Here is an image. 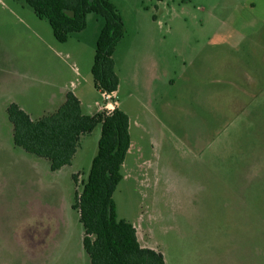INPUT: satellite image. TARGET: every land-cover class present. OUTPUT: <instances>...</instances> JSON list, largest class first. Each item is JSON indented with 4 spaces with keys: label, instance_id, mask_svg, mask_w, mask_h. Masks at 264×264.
Listing matches in <instances>:
<instances>
[{
    "label": "rangeland",
    "instance_id": "rangeland-1",
    "mask_svg": "<svg viewBox=\"0 0 264 264\" xmlns=\"http://www.w3.org/2000/svg\"><path fill=\"white\" fill-rule=\"evenodd\" d=\"M111 1L125 35L114 54L119 92L103 96L92 75L103 18L90 14L86 30L59 43L23 0H0V264L41 256L48 236L63 241L62 253L81 248L90 264L72 205L101 124L71 166L52 172L14 145L7 114L42 77L62 73L65 85H80L85 114L129 116L114 200L143 247L166 264H264V0Z\"/></svg>",
    "mask_w": 264,
    "mask_h": 264
},
{
    "label": "trees",
    "instance_id": "trees-1",
    "mask_svg": "<svg viewBox=\"0 0 264 264\" xmlns=\"http://www.w3.org/2000/svg\"><path fill=\"white\" fill-rule=\"evenodd\" d=\"M23 1L39 19L48 21L59 43H67L73 34L86 30L90 14L103 18L92 75L102 95L119 91L114 54L125 35V24L111 0ZM7 114L13 125L15 146L49 160L52 171L71 165L82 137L101 124L97 154L72 206L84 228L85 252L91 264H166L164 254L143 247L136 227L118 215L114 194L124 180L122 171L132 144L130 119L124 111L115 108L111 112L85 114L80 100L70 91L55 113L39 120L33 121L15 103L8 107Z\"/></svg>",
    "mask_w": 264,
    "mask_h": 264
},
{
    "label": "crops",
    "instance_id": "crops-1",
    "mask_svg": "<svg viewBox=\"0 0 264 264\" xmlns=\"http://www.w3.org/2000/svg\"><path fill=\"white\" fill-rule=\"evenodd\" d=\"M252 6H253V4H252ZM47 70L50 71V68L48 66H47ZM34 71L38 72L37 70H33L32 72H34ZM74 71H75V75L78 76V74H79L78 69L75 68ZM47 77H48V75H47ZM47 77L44 76L39 81H37V83L39 84L38 87L33 86V96L30 97V100L28 98V100L26 99V101H17L14 103L18 104L26 113H28V115L31 117V119L33 121H36V120H39L46 115L55 113L65 103L66 95L68 92L71 91L80 100L83 111H84L83 101H82L81 97H79V94L77 93V90H78L80 85L76 86V84H72V83H74L73 81L69 82L70 86L65 85V79H64L65 73H62L60 75V78H58V80H56V81H55V79H50V77L49 78H47ZM118 92H116V93H118ZM116 93H114V94H116ZM103 96H105V95H103ZM11 104H13V102ZM99 111H100V109L98 110V112ZM13 133H14V129L12 128V137H13ZM77 153H78V151H77ZM77 153H76V155H77ZM129 153H130V151H129ZM76 155L72 161V164H73L74 160L76 159ZM35 157H37V156H35ZM49 163H50V161H49ZM71 165H69V166H71ZM66 167H68V166H66ZM66 167H64V168H66ZM64 168H62V169H64ZM50 169H51V163H50ZM61 170H58V171H52L51 170V171L52 172H59ZM77 174L78 173L74 174V179H75L76 183L78 182V175ZM78 215H79V213H78ZM79 219H80V215H79ZM55 237L56 236H48L47 238H45V240H42V242H41L42 243L41 244L42 245L41 246L42 247L41 248V252H42L41 256H37L34 254V252L31 251L30 255H27V258H26L27 260L23 264H81L82 257H83L81 248L78 247V253L77 254H76L75 247H74V251H71V248H69V251L62 253L61 252V248H62L61 244H63V241L61 243ZM32 238H29L31 250L33 248L34 249L36 248V246H35L36 243H34L35 239L34 238L32 239ZM138 238H139V241L141 242L139 234H138ZM81 242H83V239H80V241H79L80 245H81ZM88 261H90L89 256H88ZM90 264H91V262H90Z\"/></svg>",
    "mask_w": 264,
    "mask_h": 264
},
{
    "label": "built area",
    "instance_id": "built-area-1",
    "mask_svg": "<svg viewBox=\"0 0 264 264\" xmlns=\"http://www.w3.org/2000/svg\"><path fill=\"white\" fill-rule=\"evenodd\" d=\"M106 96V95H105Z\"/></svg>",
    "mask_w": 264,
    "mask_h": 264
}]
</instances>
